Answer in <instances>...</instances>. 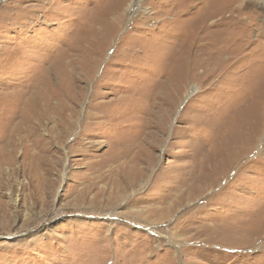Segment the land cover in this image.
<instances>
[{
    "label": "rangeland",
    "instance_id": "374dc122",
    "mask_svg": "<svg viewBox=\"0 0 264 264\" xmlns=\"http://www.w3.org/2000/svg\"><path fill=\"white\" fill-rule=\"evenodd\" d=\"M129 1L0 0V264H264V0Z\"/></svg>",
    "mask_w": 264,
    "mask_h": 264
},
{
    "label": "bare ground",
    "instance_id": "6f19581e",
    "mask_svg": "<svg viewBox=\"0 0 264 264\" xmlns=\"http://www.w3.org/2000/svg\"><path fill=\"white\" fill-rule=\"evenodd\" d=\"M143 1L144 0H130L129 1V4L127 5V7L125 8V6H124V8L125 9H121L119 12H121V14L122 15H120V18H118V21H120L121 22V19H122V16H124V14L126 15V14H128V13H130V12H132L133 10H135V12L136 11H139L140 10V6L142 5V3H143ZM118 12V13H119ZM110 15V14H109ZM114 17H115V15H114ZM117 19V18H116ZM139 53V51H137L135 48H132L131 50H127V53L126 54H124V56H125V58L122 60V61H120V62H118V65H120V67H124L125 65H123L122 64V62L123 61H125V60H127L128 61V59H130V60H133V59H136L137 60V56H136V54H138ZM101 55V54H100ZM154 57V53H152L150 56H148V58H153ZM126 62V61H125ZM131 62V61H130ZM133 63V62H132ZM131 63V64H132ZM152 69V68H151ZM152 70H154V69H152ZM90 73V72H89ZM116 82V81H115ZM156 82H157V80H156ZM154 86V85H153ZM42 87V86H41ZM52 87V86H51ZM36 88V87H35ZM196 91H197V88H192L191 89V91H189V93L187 94V96H186V99H185V101L187 100V99H189V98H191L195 93H196ZM54 93V92H53ZM33 94H35V93H33ZM134 95H135V92H134ZM133 95V96H134ZM137 95V94H136ZM149 95V94H148ZM49 100L52 102L53 101V99H54V94H52V93H50L49 94ZM47 97V98H48ZM102 97V96H101ZM145 97V96H144ZM249 97V93L248 92H243V98H248ZM100 97L99 96H95V99L97 100V99H99ZM121 100H125V98H121ZM120 100V101H121ZM141 100V99H140ZM80 101V100H79ZM93 101H95V100H93ZM44 102H46L44 105H43V107H44V109L46 110V108L48 109V107H49V104H47V101H44ZM50 102V103H51ZM43 103V102H42ZM75 103V102H74ZM120 103H122V102H119V104H117L116 105V109H112L111 111L109 110V108L106 106V104H103V103H98V104H94V105H92V107L90 108L91 109V111H89V113H87V116H86V119H85V121L87 120V118H89L90 120H93V119H95L96 121H98V122H96V124H98L97 125V127H101L102 128V130L104 131V132H106V130L107 129H112L113 127H114V123H115V120H119V119H121L122 117L124 118V117H126L127 115H132L130 118H128L127 120H131L132 121V123H130L129 124V127H130V130L128 131V132H131L132 130H133V128L137 125V124H140V125H142V126H144L143 127V130L145 129V128H151V124H152V121H154V119L155 118H153V114L151 115V118L149 119V120H147L146 121V114H147V109L146 108H142V107H139V103H137V102H135V103H132V104H125L126 106H124L123 104H120ZM183 103V102H182ZM40 105V104H39ZM111 106V105H110ZM109 106V107H110ZM124 106V107H123ZM143 106V105H142ZM46 107V108H45ZM34 108V107H33ZM43 109V108H42ZM124 109V110H123ZM142 109V110H141ZM52 110V109H51ZM145 110V112H143ZM35 111V110H34ZM43 111V110H42ZM122 111V112H121ZM31 112V111H30ZM53 112H54V114H55V117H56V115L57 114H60V115H62L63 117L60 119V120H58V119H56V122H55V124L57 125V127H58V129L61 131V132H63L64 134H66V131L68 132V133H70L73 129H72V126H73V123L74 122H72V121H74V119H75V115L73 116V115H71V117H70V115H66L65 117H64V115H63V111L62 110H60V111H55V108L53 109ZM141 112H143L142 113V115H139ZM47 113V112H46ZM86 113V112H85ZM164 113H166L167 114V112L165 111ZM43 114H44V112H43ZM33 115V114H32ZM30 117V120L28 121V123H27V125H28V138H33V137H36V131H37V128H41V125L39 124V122L41 123V122H43V120H45V118L46 117H44V118H41V120L38 122V121H36V119L33 117V116H29ZM38 117V116H37ZM54 117V118H55ZM47 119V118H46ZM35 120V121H34ZM126 120V121H127ZM78 121V120H77ZM85 121H83V125L85 126V129L88 127L87 126V123L85 124ZM104 121H107L106 122V124H105V122ZM155 123V122H154ZM161 122H159V124H160ZM30 124V125H29ZM145 124V125H144ZM164 124V123H163ZM79 125V124H78ZM54 126V125H53ZM159 126V125H158ZM160 126H162V125H160ZM47 127V126H46ZM44 130V129H43ZM83 130V129H82ZM39 132V131H38ZM59 132V131H58ZM50 133V132H49ZM72 133H73V131H72ZM153 134V133H152ZM152 134H150L151 135V137H152ZM44 135V134H43ZM54 135V134H53ZM57 135H59V134H57ZM21 136V135H20ZM24 136V135H23ZM61 136H63V135H61ZM148 136V135H147ZM155 136V135H154ZM60 137V136H59ZM11 138V137H10ZM21 138V137H20ZM64 138V137H63ZM150 138V137H149ZM154 138V137H153ZM152 138V139H153ZM4 139H5V137H4ZM64 140H66V139H64ZM68 140V139H67ZM18 141V140H17ZM51 141V140H50ZM124 139H117L116 141H114V143L118 146V147H120L123 143H124ZM3 142H4V140H3ZM20 142V141H19ZM37 142H38V140H37ZM46 142V141H45ZM28 143V142H27ZM109 143V141L107 142V144ZM62 144V143H61ZM36 146L38 145V143H36L35 144ZM43 145V144H42ZM44 146H47L46 144L44 145ZM32 147V146H31ZM42 147V146H41ZM132 147H133V145H132ZM132 147H129L128 149H131ZM71 148V147H70ZM25 149V148H24ZM38 149H40V148H38ZM47 149V148H46ZM139 151H140V149L139 148H137ZM44 150V149H43ZM135 150V149H134ZM134 150H132V151H127V150H124V149H120V148H118V150H117V152H116V154H115V156L113 157V159L111 160V162H113V163H118V162H120V161H122L124 158H127V157H129V156H131L132 154H133V152H134ZM24 151V150H23ZM35 151V150H34ZM33 150H31V154H32V152H34ZM82 151H85V150H82ZM136 152V155H140L139 153L140 152ZM39 153V152H38ZM76 153V152H75ZM30 154V153H29ZM28 155L27 153H25L24 154V156H25V159H27V157H31V156H34V158L33 159H36L38 156H39V154H37V151H36V153L34 152L32 155ZM27 155V156H26ZM45 157V156H44ZM138 157V156H137ZM137 157H135L134 159H136ZM41 158H42V156H41ZM140 158V157H139ZM131 159V158H130ZM128 160V159H127ZM138 161V160H137ZM136 161V162H137ZM148 161V160H147ZM138 162H140V161H138ZM150 166V165H149ZM42 167V166H41ZM142 176V175H141ZM40 177V176H39ZM99 179V178H98ZM96 180V179H95ZM140 180H142V179H140ZM98 181V180H97ZM132 182V181H131ZM95 183V182H94ZM138 183V181L136 182H132V184H134L135 186H136V184ZM121 185V184H120ZM138 185V184H137ZM131 187V186H130ZM88 189V188H87ZM120 190V189H119ZM129 190V189H128ZM103 192V191H102ZM126 193V192H125ZM95 201H96V198H95ZM93 202V201H92Z\"/></svg>",
    "mask_w": 264,
    "mask_h": 264
}]
</instances>
